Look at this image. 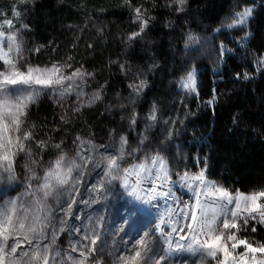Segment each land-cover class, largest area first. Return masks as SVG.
<instances>
[{"label": "snow or ice", "instance_id": "1", "mask_svg": "<svg viewBox=\"0 0 264 264\" xmlns=\"http://www.w3.org/2000/svg\"><path fill=\"white\" fill-rule=\"evenodd\" d=\"M19 2L26 4L28 0ZM123 2L132 9L137 26L127 37L132 42L145 35L155 17L142 5L133 6L132 0ZM187 3L188 0H168L166 6L183 13ZM235 8L215 31L247 24L253 8L245 4ZM20 16L21 10L16 7L13 18L0 22V185H19L14 189L17 195L9 197L5 191V198L0 199V264H105L106 256L109 264H174L180 256L183 259L178 264H189V257L193 258L191 264H264V242L240 235L249 230L250 222L252 233L257 231V224L264 225V188L251 192L232 190L210 178L206 161L196 172H174L159 150L147 152L148 132L158 121V109L153 105L143 117L136 111V101L148 87L142 72L132 73L120 65L121 72L132 82L127 85V104L119 106H131L127 120L130 131L141 123L145 125L135 147L129 142L130 134L113 129L109 140L99 144L77 136L71 155L61 141L54 145L57 151L44 159L49 144L34 135L35 125H27L29 109L47 94L60 100L75 96L73 111L78 112L103 99V86L83 100L88 78L94 73L73 68L72 57L43 66L33 64L25 54L24 36L14 24ZM198 39L191 33L187 36L189 42ZM226 51L221 44V56ZM255 64L258 71L264 70V53ZM243 78L248 79V73ZM181 87L199 95L195 71L188 73ZM215 100L213 95L208 105H214ZM168 135L170 138V131ZM18 167L23 173L22 183ZM93 172L97 180L88 183L86 178ZM113 182H119L131 198L129 204L159 207L160 201L171 200L176 206L168 207L151 231H141L136 237L125 232L131 243L122 238L120 248L109 251L103 236L110 238L124 232L136 209H123L126 215L112 233L105 232L102 218L91 221L75 209L79 204L96 201L95 196L86 198V193L106 195ZM177 186L191 193L188 200L176 195ZM70 220L80 223L70 224ZM65 233L70 238L66 248L57 243Z\"/></svg>", "mask_w": 264, "mask_h": 264}, {"label": "trees", "instance_id": "2", "mask_svg": "<svg viewBox=\"0 0 264 264\" xmlns=\"http://www.w3.org/2000/svg\"><path fill=\"white\" fill-rule=\"evenodd\" d=\"M132 2L146 8L155 20L142 38L129 42L127 37L137 26L123 0H28L26 4L0 0V22L13 18L16 7L21 10L14 24L24 36L25 54L33 64L72 57L73 68L94 73L83 100L103 86V99L78 112L73 111L76 100L57 97L41 98L29 109L27 125H35L34 135L49 144L44 159L57 151L54 145L61 141L72 154L77 136L101 143L109 140L113 129L130 134L129 142L136 146L145 125L130 131L131 106H119L127 104V85L132 82L121 72L123 64L132 73L142 72L148 82L136 111L143 117L153 105L158 109L157 126L148 132L147 152H163L175 172H196L206 161L210 178L232 190L264 188V70L258 71L255 64L264 53V0H188L183 13L169 9L168 0ZM237 4L253 8L248 28L215 31ZM25 24L28 29L22 27ZM190 33L198 42L187 41ZM248 33L249 41L240 46ZM221 44L228 49L223 56ZM34 48L40 50L31 52ZM192 71H198L199 95L181 87ZM213 95L215 103L209 106ZM18 174L22 183L19 167ZM18 186L0 185V199L5 191L9 197L17 195L9 193ZM251 223L241 237L264 242V227L257 224L252 233Z\"/></svg>", "mask_w": 264, "mask_h": 264}, {"label": "rangeland", "instance_id": "3", "mask_svg": "<svg viewBox=\"0 0 264 264\" xmlns=\"http://www.w3.org/2000/svg\"><path fill=\"white\" fill-rule=\"evenodd\" d=\"M248 25L249 24L247 22V24L243 25V26H245V28H248ZM238 28H240V27H238ZM250 37H251V34L248 33L246 39L244 41L239 42V45L240 46L246 45V43L249 41ZM195 73H196V80H197L198 71H195ZM84 91L87 94V90L84 89ZM46 97L48 99H54L57 96H55V95L49 96V95L45 94V95L41 96L40 99L41 98L43 99ZM64 99L68 100L67 102H70L71 100H76V97L71 96V97H66ZM82 99H84V97ZM156 124H157V122L152 127V129L156 128V126H157ZM138 135H140V133H138ZM137 138L139 139V137H137ZM107 141L108 140H105L102 142H107ZM95 143H97V142H95ZM97 144H99V143H97ZM74 148H75V146H74ZM161 154L163 156H165L163 152H161ZM69 155H71V154H69ZM183 170L182 171L179 170L178 172H183ZM173 171H174V167H173ZM172 178H173V180H176L177 176L173 175ZM86 180L88 183L96 182V180H97L96 173L93 172L91 177L86 178ZM20 190L22 191L23 189L21 188ZM80 191H81V193H84L83 188H81ZM174 191L178 197H181L185 201L188 200L190 195H191V193L187 192L185 189L180 188L179 186H177L174 189ZM9 194H17V192H15V193L10 192ZM85 196H86V198L91 197V196H95L96 201H98V202L94 201V202H91L87 205L79 204L78 207L75 209V211L81 213L82 216L85 218H90L91 221L96 220L98 217L102 218L104 220L106 233H112L114 231V229L119 224L122 223V216L126 215V213L123 211V209H125V208H135L136 209V212H135L132 220H129L128 224L125 225V231L124 232H120L118 235H111L110 238L108 235L103 236L104 239L108 240L109 248L107 250H109V251H111L113 249L120 248V246L122 244V238L124 240H127L129 243H131V240L129 239V237L125 236V232L129 233V235L131 237H136L138 235V233L141 231H144V230L151 231L153 229L154 225L158 223V217L163 216L168 207H175L176 206L175 204H173V202L171 200L167 201V203H165L164 201H160L159 207L140 205L138 203L129 204L128 201L131 198L126 196V194L124 193V190L120 186L119 182H113L112 190L109 191L106 195H98L96 193H86ZM77 199H79V198H77ZM85 222L90 223V221L87 219L85 220ZM69 223L70 224L71 223L79 224L80 221H71L70 220ZM262 226L264 227V225H262ZM76 238L77 237H71V239H73V240H75ZM69 239L70 238L68 237L67 233H65V234L61 235V237L57 243L66 248L68 245ZM115 254L116 253L114 252V255ZM109 259H110L109 257H107V256L105 257V264H109ZM179 259H183V256L178 257L177 261H175L174 264H178ZM188 259H189V264H191V260L193 258L189 257Z\"/></svg>", "mask_w": 264, "mask_h": 264}]
</instances>
